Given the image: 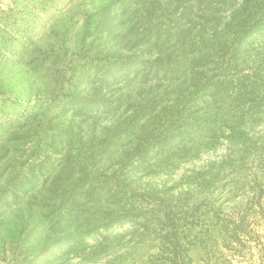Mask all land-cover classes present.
Instances as JSON below:
<instances>
[{
  "label": "rangeland",
  "instance_id": "obj_1",
  "mask_svg": "<svg viewBox=\"0 0 264 264\" xmlns=\"http://www.w3.org/2000/svg\"><path fill=\"white\" fill-rule=\"evenodd\" d=\"M232 5L0 0V264H102L93 247L107 221L200 199L189 179L225 150L185 158L178 149L207 125V115L219 123L236 102L224 94L188 99L201 49L195 32L229 22ZM169 56L177 62L167 63ZM239 179L235 172L222 177L221 201L236 203ZM135 220L116 229L117 243ZM167 234L155 232L137 256L170 263ZM187 248L195 264H208L201 245ZM257 260L256 248L230 258Z\"/></svg>",
  "mask_w": 264,
  "mask_h": 264
},
{
  "label": "trees",
  "instance_id": "obj_2",
  "mask_svg": "<svg viewBox=\"0 0 264 264\" xmlns=\"http://www.w3.org/2000/svg\"><path fill=\"white\" fill-rule=\"evenodd\" d=\"M231 10L226 24L218 21L196 28L201 49L194 55L197 62L192 67L197 69L193 70V90L188 99L224 94V98L220 95L222 100L233 97L236 106L230 111L231 116L219 123L217 115H207V125L178 149L185 158L220 147L225 152L209 160L202 171L189 179L196 180L200 189L197 201L165 212L153 209L152 214L142 209V213L122 216L123 221L104 223L106 235L93 247L102 253V264H127L128 260L135 264H195L188 255L189 244L202 246L208 264H233L230 258L241 255L246 248L258 251V260L253 264H264V0H233ZM171 62L177 59L169 56L167 63ZM260 122L262 128H258ZM260 139L263 141L259 142ZM228 172L241 176L232 188L236 194L233 205L221 201L225 189L221 179ZM137 217L140 222H134V230L127 234L123 244L117 243L122 234L116 229L126 219L136 221ZM163 229L168 230L170 238L168 248L163 250L171 254L167 255L170 263H164L166 257L162 255H150L147 259L137 256V247L149 243L154 233Z\"/></svg>",
  "mask_w": 264,
  "mask_h": 264
}]
</instances>
